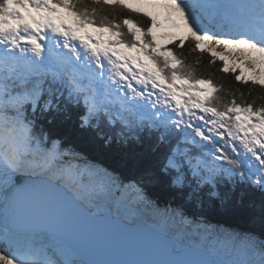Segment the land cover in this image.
Instances as JSON below:
<instances>
[{"label": "snow or ice", "instance_id": "6c2138e0", "mask_svg": "<svg viewBox=\"0 0 264 264\" xmlns=\"http://www.w3.org/2000/svg\"><path fill=\"white\" fill-rule=\"evenodd\" d=\"M95 2L150 23L97 21L95 9L73 0H0V264H264V232L213 233L185 211L223 206L242 186L264 194V105L202 96L218 91L213 81L196 78L181 53L158 43L163 36L183 50L188 42V52L219 58L222 72L240 68L238 83L264 87V0H136L158 12ZM61 8L98 35L78 34ZM72 112L79 132L103 147L142 149L149 162L139 178L124 183L65 147L55 125ZM152 187L167 197L163 204ZM113 190L158 217L196 223L235 258L217 259V247L200 244L158 258L120 230L131 220L119 206L115 214L110 205L93 210Z\"/></svg>", "mask_w": 264, "mask_h": 264}, {"label": "trees", "instance_id": "16d2710c", "mask_svg": "<svg viewBox=\"0 0 264 264\" xmlns=\"http://www.w3.org/2000/svg\"><path fill=\"white\" fill-rule=\"evenodd\" d=\"M73 3L77 9H87L89 13H91L92 9H95L96 15L94 18L97 21L101 17H107L108 20L121 24L124 18H131L144 27L150 23L144 16L118 5H105L103 3H96L95 0H73ZM60 12L65 18V23L77 29L81 35L85 32L92 34L94 37L98 35L94 27H88L86 29L78 28L75 18L63 8L60 9ZM27 16L28 14L25 13L26 19ZM27 22H31V20L27 19ZM121 31L127 34L126 27H122ZM125 38H128V36L126 35ZM192 46L186 42L185 49L182 50L175 48L172 44L167 45L174 52L182 54L185 64L190 65L194 69L196 78L209 79L218 88V91L215 93H212L209 88L207 92L201 93L202 96H218L221 98V103L231 102L234 98L237 103H251L254 107L264 105V87L254 85L251 82L247 84L238 83L236 81V75L238 73L222 72L223 62L219 58L214 63H210L213 59L210 53H200L199 51L190 53L187 49H191ZM123 51L128 50L123 49ZM131 54L134 55L135 51L133 50ZM142 59L149 67H155L148 61L147 57L142 56ZM198 87L208 88L207 85H199ZM55 127L57 133L63 138L65 147L70 146L75 151L83 153L97 167L115 170L124 183L138 179L140 169L149 162V157L140 148L129 150L119 148L115 145L105 148L90 135L79 132L76 127L75 112L70 113L67 118L59 117ZM113 191L116 194V198L122 196L119 192ZM149 191L152 193L153 199H160L161 204L167 199V197L162 195L159 188L152 187ZM175 203L177 202L174 201L173 206H175ZM145 211L155 213L151 209L148 210V208ZM185 211L188 217L196 223L203 219L214 233L216 230H219L221 233L254 231L259 234L264 232V194L246 186L238 188L235 193L231 194L223 206L219 204L210 206L205 202L203 207L187 206ZM169 222L171 221L169 220ZM178 222H180L179 218L172 224L179 228ZM173 229L175 231L180 230ZM185 229L191 231L192 225L187 228L185 227Z\"/></svg>", "mask_w": 264, "mask_h": 264}, {"label": "rangeland", "instance_id": "374dc122", "mask_svg": "<svg viewBox=\"0 0 264 264\" xmlns=\"http://www.w3.org/2000/svg\"><path fill=\"white\" fill-rule=\"evenodd\" d=\"M128 3L132 4L133 7H141L143 11H149V12H158L159 11V9H154L152 7H147V6H143L141 4H138L136 2V0H128ZM167 45H169V43L164 44V46H167ZM240 71H241V69H236V73L239 74ZM229 72H232V71H229ZM109 205L111 207V212L113 214L116 213L117 206H119L121 217L128 216L129 219L131 220V222H137V221H143V220L150 221V222H153L156 224H159L161 222H165V227H168L167 226L168 223L166 220H161V222H159L160 218L163 219L162 217H158L156 215V213H152V212L148 213L147 211H145L146 210L145 207L137 208L135 206L129 205L124 196L116 198V194L114 191H113L112 201L108 202V204H106L103 201L98 202V207L95 209V211H98L100 213H107ZM148 210H150V209H148ZM178 225L180 226L179 228H177L175 225L173 227L176 228V230L180 229L178 232L179 234H175V232H174V234L178 235L176 237L182 246H186L189 244H195V245L200 244V245L204 246L205 248H210V247L215 246L218 249L217 255H220L221 257L225 258L226 260H230V259L235 258L233 256H229L226 250L219 248V246L216 245L214 235L212 237L205 238L207 236V234L199 231L196 227V224H192V230L191 231H189L188 229H185V227L187 228L190 225H184L181 222H178ZM171 227H172V225H171ZM171 227H170V230H171ZM170 230H168V232L173 234V231H170Z\"/></svg>", "mask_w": 264, "mask_h": 264}, {"label": "water", "instance_id": "95a60500", "mask_svg": "<svg viewBox=\"0 0 264 264\" xmlns=\"http://www.w3.org/2000/svg\"><path fill=\"white\" fill-rule=\"evenodd\" d=\"M34 179L39 180L40 178L36 177ZM93 210L95 211V209ZM120 230L125 233L129 240L134 241L144 250L155 253L158 258H168L173 248L183 252L186 248L195 246V244L182 246L176 237L152 223L131 222L130 224L124 225ZM216 258L227 261L217 254Z\"/></svg>", "mask_w": 264, "mask_h": 264}, {"label": "bare ground", "instance_id": "6f19581e", "mask_svg": "<svg viewBox=\"0 0 264 264\" xmlns=\"http://www.w3.org/2000/svg\"><path fill=\"white\" fill-rule=\"evenodd\" d=\"M158 43L160 44V45H164V44H166V43H168V41L165 39V38H163V36H159L158 37ZM218 51H220V49H217ZM227 55V54H226ZM235 60V63H237V64H239L240 63V61L243 59V57H229V62L231 63L232 62V60ZM237 69H240V68H237ZM245 75H250V70H247V64H246V62H245ZM150 222V221H149ZM133 223H135V222H133ZM171 223V222H170ZM172 225V224H171ZM174 225H172V227H173ZM171 227V226H170ZM174 228V227H173ZM173 228H171V231H173V234H174V232H175V234H179L178 232L179 231H175ZM174 234V237H176V236H178V235H175ZM177 238V237H176Z\"/></svg>", "mask_w": 264, "mask_h": 264}]
</instances>
